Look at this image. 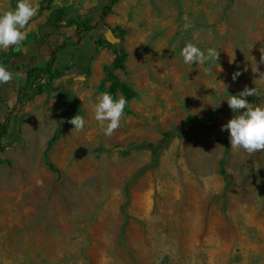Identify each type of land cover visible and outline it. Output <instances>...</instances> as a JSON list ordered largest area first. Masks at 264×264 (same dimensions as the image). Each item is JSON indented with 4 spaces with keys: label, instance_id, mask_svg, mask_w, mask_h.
I'll return each instance as SVG.
<instances>
[{
    "label": "rangeland",
    "instance_id": "rangeland-1",
    "mask_svg": "<svg viewBox=\"0 0 264 264\" xmlns=\"http://www.w3.org/2000/svg\"><path fill=\"white\" fill-rule=\"evenodd\" d=\"M34 3L39 10L23 31L36 40L52 32L49 42L58 45L76 37L66 27L51 29V9L68 8L70 19H80L92 0ZM14 8L13 0H0V13ZM112 17L108 25L126 31L125 70L115 74L137 93L127 104L132 114L124 112L111 136L94 119L92 105L108 87L103 67L114 58L107 45L97 47L88 76L67 71L60 94L46 91L21 108L12 133L18 142L0 153L11 163L0 166V264H264V151L249 154L229 142L226 186L218 166L221 126L231 118L214 113L228 107L229 95L264 91V0H129ZM92 38L83 37L82 56L92 53ZM188 43L216 49L217 60L185 64L180 53ZM79 62L78 56L71 65ZM26 66H6L20 75L0 87V121L15 105ZM75 115L85 119L82 130L69 122ZM189 117L212 126L174 139L158 166L130 187L121 239L125 185L151 160L140 146L186 128ZM175 229L182 230L177 238Z\"/></svg>",
    "mask_w": 264,
    "mask_h": 264
},
{
    "label": "trees",
    "instance_id": "trees-1",
    "mask_svg": "<svg viewBox=\"0 0 264 264\" xmlns=\"http://www.w3.org/2000/svg\"><path fill=\"white\" fill-rule=\"evenodd\" d=\"M119 2V0H106V2L98 9L90 11L86 16L80 19H70L69 9L68 8H53L51 9L48 25L51 29L60 30L64 27L67 29H72L76 41L74 42L69 37L57 47L49 46L50 54L45 65L40 66H26L23 70L24 82L20 85L16 91L15 96V105L9 110L3 117V121H0V153H3L7 148H10L16 142H18V135H13L14 125L18 127L20 120L18 118V113L21 108L28 102H31L36 96L43 95L46 91L57 92L60 94L62 92L61 81L64 76V73L67 71L74 72L76 76L84 77L90 74L89 62L97 54V47L107 45L112 48L114 54V59L111 64L103 67L104 78L102 84L108 83V87L103 92H108L113 95L114 98L123 96L127 104L131 100L137 97V93L129 87L126 83L120 81V79L115 75L117 70H125V61L127 59V54L122 46L126 31L120 27L110 28L106 22V17L112 13L113 7ZM17 0H13V6L15 7ZM62 22H66L65 26H62ZM52 33V32H51ZM51 33H48L41 38V41H48ZM93 33V50L92 53L88 56H83L84 60L80 59L79 65L68 64L65 66L59 65V53L67 49L80 48L83 37L85 35ZM108 34H112L114 39H117L118 42H109L106 39ZM50 42L48 43V45ZM20 57L19 52L15 47H11L7 53H0V62L6 64V66H12ZM71 57H75L71 55ZM77 60V59H76ZM84 61V62H83ZM256 95L248 96L246 99L249 103L258 106V102L261 101L264 106V91L255 90ZM72 103L69 102L68 106ZM125 106L124 112L126 114H132L131 110L128 109V106ZM243 111V110H241ZM215 117L221 115H226L229 118H232L235 113H232L230 108L226 106H220L215 111ZM68 115L66 113L62 127L66 126ZM212 123L205 119L189 117L188 126L184 129L173 128L169 131H166L162 134L161 139L156 144H143L140 148L145 149L150 152L151 160L149 164L141 169H139L133 177L126 183L124 188V197L125 201L120 206V214L122 217V225L120 229V238L124 237L125 229L128 225V216L126 210L130 202V187L136 183V181L143 176L147 171L155 169L158 166L159 157L163 151H165L171 142L177 138H184L192 134L197 128H210ZM229 134L226 130L223 132V143H224V152L219 161L218 173L223 179V182L226 186L230 184L229 178L225 171V161L229 151ZM58 139V129L55 130L52 137L47 142L45 149V159L46 153L50 151L55 141ZM47 166L52 169V165L46 162ZM7 165L10 166L11 163L8 160H3L0 158V166Z\"/></svg>",
    "mask_w": 264,
    "mask_h": 264
},
{
    "label": "clouds",
    "instance_id": "clouds-1",
    "mask_svg": "<svg viewBox=\"0 0 264 264\" xmlns=\"http://www.w3.org/2000/svg\"><path fill=\"white\" fill-rule=\"evenodd\" d=\"M38 10V5L34 3V0H17L14 9L0 13V50L9 47H15L18 50L19 45L26 39L27 35L23 29ZM185 27L188 26L185 25ZM180 55L185 64L203 65L210 60H217L218 51L211 48L205 51L192 43H188L181 49ZM262 74L264 73H261L260 77ZM19 75V73H13L5 65L0 64V87L7 85ZM239 75V72L234 73L232 79L235 80ZM256 94L254 89L245 88L236 95H229L227 104L235 115L225 125L221 126V130H226L229 134L231 147L243 149L249 154L264 151V106L253 105L246 99V97ZM126 104L127 101L123 96L114 98L108 92L98 95L92 105V112L94 119L103 129L104 135L111 136L120 126ZM69 122L77 131L85 127V119L80 115H75Z\"/></svg>",
    "mask_w": 264,
    "mask_h": 264
},
{
    "label": "crops",
    "instance_id": "crops-1",
    "mask_svg": "<svg viewBox=\"0 0 264 264\" xmlns=\"http://www.w3.org/2000/svg\"><path fill=\"white\" fill-rule=\"evenodd\" d=\"M122 1V2H121ZM129 0H119V2L113 7V11L111 14H109L106 19H105V22L106 24L108 25L109 23L113 22L114 18L112 17L113 16V12L117 11V9L121 6H123V4L125 5L126 2H128ZM106 2V0H92V4H90V9H89V12L94 10V9H98L100 8L104 3ZM122 3V4H121ZM88 12V13H89ZM87 13V14H88ZM86 16V15H85ZM43 21L42 19H40L37 23L40 24V23H43L41 22ZM109 26V25H108ZM35 27V24H32L30 26L29 29H34ZM110 27V26H109ZM116 27V26H115ZM115 27H110V28H115ZM30 35V34H29ZM29 35H27L26 37H28ZM41 36L37 37V40L35 39L34 36H30L27 38V41H25V43H21V47H20V50H19V53H20V59L18 61L15 62L16 63H27L29 65V67L31 66H44L46 61L48 60V57H49V54H50V50H49V46H52V47H57L59 46L62 42H60L58 45H53V44H49V41L50 39H48V41H44L42 42L41 41V38L44 37L45 35H47L46 33L45 34H40ZM31 40H28L29 38H31ZM95 36H93L92 38V41L90 42L91 43V47L93 48V39H94ZM82 44V43H81ZM80 44V45H81ZM83 48H87V45L84 43L80 46V51H79V54H77L76 50H73V49H67L63 52H60L59 53V65L60 66H65L66 64L68 65H71V61L72 60H76L78 59V56L80 59L84 60L82 54H84L85 52L83 51ZM84 52V53H83ZM46 53V58H43L41 56H43V54ZM75 54V57H71V55H74ZM87 56V55H86ZM85 56V57H86ZM114 59V58H113ZM85 61V60H84ZM83 61V62H84ZM113 61V60H112ZM42 62H44V64L42 65ZM112 63V62H111ZM110 63V64H111ZM116 75V74H115ZM8 85V84H7ZM6 89H7V86H6ZM5 90V89H4ZM2 93V91H1ZM27 104V103H26ZM25 104V105H26ZM24 105V106H25ZM23 106V107H24ZM22 107V108H23ZM15 129V125L13 127ZM55 132V131H54ZM54 134V133H53ZM220 205L216 206V217L219 218L220 217V221L223 222L224 220V215H220L217 209V207H219ZM218 237V236H217Z\"/></svg>",
    "mask_w": 264,
    "mask_h": 264
},
{
    "label": "bare ground",
    "instance_id": "bare-ground-1",
    "mask_svg": "<svg viewBox=\"0 0 264 264\" xmlns=\"http://www.w3.org/2000/svg\"><path fill=\"white\" fill-rule=\"evenodd\" d=\"M207 33H209V32H207ZM210 35V34H209ZM210 37V36H209ZM210 40V39H209ZM211 41V40H210ZM176 198H178V196H176ZM179 199V198H178ZM178 204H179V201H176V202H174V204H173V208L174 209H176V207H178ZM172 206V205H171ZM172 228V227H171ZM182 230H184V232H188L189 231V226L187 227H184V228H182ZM182 230H177V229H175L174 231H176V232H173V234L176 236V238L179 236V234L182 232ZM192 231V230H191Z\"/></svg>",
    "mask_w": 264,
    "mask_h": 264
},
{
    "label": "water",
    "instance_id": "water-1",
    "mask_svg": "<svg viewBox=\"0 0 264 264\" xmlns=\"http://www.w3.org/2000/svg\"><path fill=\"white\" fill-rule=\"evenodd\" d=\"M106 39L109 41V42H118V40L117 39H114V37L112 36V34H108L107 36H106Z\"/></svg>",
    "mask_w": 264,
    "mask_h": 264
}]
</instances>
